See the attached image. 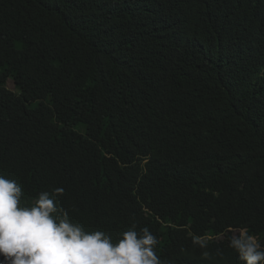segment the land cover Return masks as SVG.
<instances>
[{"label":"trees","instance_id":"trees-1","mask_svg":"<svg viewBox=\"0 0 264 264\" xmlns=\"http://www.w3.org/2000/svg\"><path fill=\"white\" fill-rule=\"evenodd\" d=\"M0 175L21 207L63 189L114 244L148 227L162 264H245L239 229L264 250V0H0Z\"/></svg>","mask_w":264,"mask_h":264},{"label":"clouds","instance_id":"clouds-1","mask_svg":"<svg viewBox=\"0 0 264 264\" xmlns=\"http://www.w3.org/2000/svg\"><path fill=\"white\" fill-rule=\"evenodd\" d=\"M42 192L35 204L21 207V187L0 175V264H162L156 255L158 240L144 227L135 226L113 243L101 231L86 232L58 208L54 197ZM229 246L245 264H264L261 243L241 228Z\"/></svg>","mask_w":264,"mask_h":264},{"label":"rangeland","instance_id":"rangeland-1","mask_svg":"<svg viewBox=\"0 0 264 264\" xmlns=\"http://www.w3.org/2000/svg\"><path fill=\"white\" fill-rule=\"evenodd\" d=\"M7 87L12 90V91H15V86H14V83L13 81H9L8 84H7Z\"/></svg>","mask_w":264,"mask_h":264}]
</instances>
